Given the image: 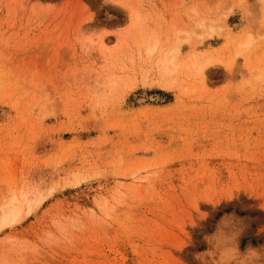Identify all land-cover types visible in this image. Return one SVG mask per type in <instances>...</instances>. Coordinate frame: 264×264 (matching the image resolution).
Returning a JSON list of instances; mask_svg holds the SVG:
<instances>
[{"label":"rangeland","instance_id":"rangeland-1","mask_svg":"<svg viewBox=\"0 0 264 264\" xmlns=\"http://www.w3.org/2000/svg\"><path fill=\"white\" fill-rule=\"evenodd\" d=\"M0 264H264V0H0Z\"/></svg>","mask_w":264,"mask_h":264},{"label":"bare ground","instance_id":"bare-ground-1","mask_svg":"<svg viewBox=\"0 0 264 264\" xmlns=\"http://www.w3.org/2000/svg\"><path fill=\"white\" fill-rule=\"evenodd\" d=\"M207 65H203V66H201V67H199L198 69H197V73H198V75H203L204 73H205V67H206ZM6 217H4V223L6 224V221L8 220V218L10 217V214H6L5 215Z\"/></svg>","mask_w":264,"mask_h":264}]
</instances>
